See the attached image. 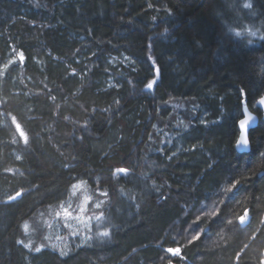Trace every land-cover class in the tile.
<instances>
[{"label": "trees", "instance_id": "16d2710c", "mask_svg": "<svg viewBox=\"0 0 264 264\" xmlns=\"http://www.w3.org/2000/svg\"><path fill=\"white\" fill-rule=\"evenodd\" d=\"M263 93L264 0H0V264H264Z\"/></svg>", "mask_w": 264, "mask_h": 264}, {"label": "rangeland", "instance_id": "374dc122", "mask_svg": "<svg viewBox=\"0 0 264 264\" xmlns=\"http://www.w3.org/2000/svg\"><path fill=\"white\" fill-rule=\"evenodd\" d=\"M81 197H83V196H81ZM87 203H88V200L85 201V199L82 198V200L80 202H78L77 205L76 204L74 205V207L71 211H69V210H67V212L60 211L58 214V219H57V220H60V222L58 224L59 225H65V227H67L68 229H71L68 224H69L70 220L71 221L75 220L78 223H81V226L84 229H87L90 227L91 223H94L95 228H97L96 233L98 235H102L104 233L103 230L100 228L101 227L100 224L102 222V215L100 213H98L97 211L96 212L92 211V213H90V212L89 213H87V212L82 213L84 211L83 209L87 206L86 205ZM247 220H248V214L246 213L240 218L239 221L241 224H245L247 222ZM50 223H51V221L46 222V224H44V225H49ZM69 231H71V230H69ZM167 252L170 255H180V249L178 247L177 248H168ZM262 262L264 263V258L262 259Z\"/></svg>", "mask_w": 264, "mask_h": 264}, {"label": "water", "instance_id": "95a60500", "mask_svg": "<svg viewBox=\"0 0 264 264\" xmlns=\"http://www.w3.org/2000/svg\"><path fill=\"white\" fill-rule=\"evenodd\" d=\"M256 107L260 111L261 117L254 113L246 103H243L242 105V115L237 121L238 137L235 142V149L238 152L250 151L249 133L258 125L260 120L264 123V93L256 101Z\"/></svg>", "mask_w": 264, "mask_h": 264}]
</instances>
